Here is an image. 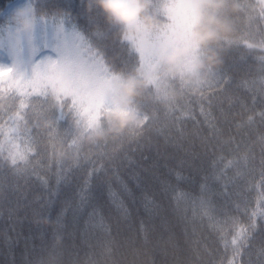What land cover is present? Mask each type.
Here are the masks:
<instances>
[{"label":"trees","instance_id":"trees-1","mask_svg":"<svg viewBox=\"0 0 264 264\" xmlns=\"http://www.w3.org/2000/svg\"><path fill=\"white\" fill-rule=\"evenodd\" d=\"M59 3L60 0H50L52 7L58 6ZM80 4L82 7L79 17L62 7L42 8L40 0L32 2L28 17H3L0 14V43L14 42L17 46L28 49L27 43L29 47L40 50L46 46H57L64 39L75 40L79 57L98 75L102 62L95 54L100 51L101 55H106L110 65L117 66L105 78L117 97L115 85L118 82L123 83L129 77L139 80L148 77L151 82L142 86L133 100L134 110L139 113L140 106L144 103L163 109L170 104L184 101L189 107V112L183 117L188 121L185 125L188 134L195 131L193 124H196L201 136L211 135L207 124L204 123L202 108L211 113L210 119L220 121L223 120L221 108L225 115L243 114L245 109L242 105L259 111L261 105L258 96L257 103H252L254 91L260 87V61L257 58L260 55L259 50L255 55L249 56L247 63L241 65L240 71L232 74V83L227 86L226 91H221L225 85H221L220 89L210 88L215 83L217 71L225 66V60L229 59L228 55L236 45L249 41L258 44L260 38L264 37V0H227L219 15L231 23L232 31L226 38L197 50L201 59H206L209 51H215L220 63L206 65L192 76L172 72L164 77L159 87L155 79L145 72V68L151 47L159 42H167L172 37L174 18L170 0H149L148 14L155 18L157 26L144 31L138 25L133 36H126L122 26L109 22L97 7L95 0H80ZM68 17L71 18V26L66 23ZM78 19L80 24L77 28ZM25 22L29 27H24ZM85 31L94 37V45L88 44ZM95 44H98L99 48ZM231 59L238 60V55L233 53ZM61 79L63 78L60 77L57 87L65 94H71L72 91ZM202 91H205V96L218 93L212 107H208L207 100L201 102L196 98ZM189 95L192 96L188 97ZM102 108L96 122L86 129L83 135L85 146L110 143L133 128L121 135L108 134L99 141L92 139L94 129L107 131L111 124L104 119V115L113 109ZM160 115L161 122L157 127L167 123L163 120V114ZM50 125L51 121L42 120L37 130L42 132ZM253 127L255 131L252 135L244 129L241 130V136L236 137L240 142L241 152L245 150L244 141L251 144L255 134L260 131L258 124ZM236 131L233 128V132ZM193 142L199 150V138H195ZM155 143L154 140L151 152L145 153L150 157L147 161L141 159L139 153L132 155L131 165L125 162L120 167L119 180L112 173H108L105 177L108 183L104 189H94L95 199L92 203L95 204L96 200H99L103 205L97 215H92L91 206L84 210L77 208L76 192L82 182L83 172L77 174L76 182L70 187L61 185L59 190L55 177L51 174L46 176L43 171L39 175L48 179L47 186L41 185L35 176L30 184H22L8 201L0 203V264H27L35 254L34 247L39 250L41 244L50 246L53 243L54 232L60 234L55 243L57 250L63 248L61 264H245L249 258L257 262L259 250L264 247V234L261 233L264 220H261L259 215L252 217L251 222L255 223L256 228L248 235L249 244L245 245L248 251L241 249L242 255L235 256L234 259L231 241L240 228L248 227V216L251 215L252 209L257 208L261 199L262 178L259 176V169L246 180L245 201H251L248 215L244 214L243 206L239 212L233 210L231 215L238 220L235 229L229 225L221 231L220 224L214 227L207 218L201 220L197 217L193 220L190 201L176 199L182 193L191 192L197 182L202 180L204 171L197 172L195 169H206L207 159L203 162L196 159L192 162L194 167L185 166L181 170L178 160L184 153L177 152L174 143L168 144L161 137L157 154ZM256 151L258 154L259 149ZM85 153L93 158L97 155V150L86 147ZM178 171L188 179L177 181ZM122 183L131 189V195L124 193ZM109 185L116 193V199L123 200L128 209L127 216L120 213L109 199ZM164 185L169 187L167 196L161 195ZM145 196L150 200L154 199L161 205L160 208L157 210L153 205H149V210L146 211ZM41 206H46L42 219L34 211ZM176 208L180 209L179 213L173 211ZM233 208L235 209V205ZM186 209L185 219L183 217ZM58 217L62 222L59 225ZM216 219L222 223L224 217L218 216ZM50 254L51 249L43 257H36V264H41V260L43 264H48Z\"/></svg>","mask_w":264,"mask_h":264},{"label":"snow or ice","instance_id":"snow-or-ice-1","mask_svg":"<svg viewBox=\"0 0 264 264\" xmlns=\"http://www.w3.org/2000/svg\"><path fill=\"white\" fill-rule=\"evenodd\" d=\"M14 0H0V14L6 15L13 6ZM42 8L53 9L62 7L70 10L78 17L81 15L80 0H60L56 7L50 5V0H40ZM66 23L71 26V18H66ZM80 20H77L78 28ZM46 36V29L44 30ZM85 39L89 45H94V37L85 31ZM35 40V38H34ZM99 48L98 44H95ZM260 61V87L254 91L252 103H257V96L261 105L259 111L248 109L247 105L241 107L245 112L224 114L223 120L210 119V112L201 109L204 123L207 124L211 135L201 136L200 129L193 124L195 131L188 134L185 125L188 123L183 117L189 112L188 105L182 101L178 104H170L166 108H159L154 104H142L138 113L135 126L112 142H105L95 146H85L83 135L99 116V112L109 107L103 95L106 89V77L117 66L110 65L106 55L96 52V57L102 62L99 75L94 80H88L79 70H74L71 62H65L54 50V46H46L41 55H32L24 46H17L12 42L0 43V203L10 199L21 185H28L35 176L40 184L47 186L49 181L42 178L39 173L51 174L56 179L57 190L61 185L71 186L76 182L77 174L83 172L82 182L76 192L78 197L77 208L84 210L92 207V215H97L103 205L95 199L94 189H104L108 183L105 177L112 173L117 180L120 179L119 169L125 163L131 165V156L139 153L141 159L147 161L150 157L145 155L151 152L153 141L159 154L160 138L168 144H175L177 152H183L184 156L178 160V167L182 170L185 166L194 167L192 163L196 159H207L206 169H195L197 172L204 171V176L189 193H182L176 199H186L191 203L192 218L199 217L207 220L215 227L220 224V230L231 225L235 229L238 220L231 215L233 210L239 212L244 208V214L248 215V206L251 201H245L246 180L252 176L257 168L261 179V199L257 208L252 209L248 216V227L240 228L231 241L235 256L242 255L241 249L249 244L248 235L254 231L256 225L252 217L260 216L264 220V37L258 44L243 42L236 45L225 60V66L216 73L214 85L210 89L226 91L232 83L234 72L241 70V65L246 64L249 56L256 54ZM106 52V49H104ZM233 53L238 55V60H232ZM131 55V53H129ZM139 59V54H137ZM58 61L53 64V61ZM56 72L63 74L73 85L71 94H65L57 87ZM205 91L196 97L199 101L207 100L208 107L213 106V101L218 95L205 96ZM189 95L188 97H191ZM165 123L157 127L161 122V115ZM51 121V125L44 131H38L39 123ZM199 123V122H197ZM259 125L260 131L255 134V139L248 144L245 142V150L240 151V142L236 140L241 136V130L247 129L249 135L255 131L254 125ZM233 128L237 131L234 133ZM155 134V135H154ZM199 138V150L193 140ZM243 139V137H242ZM235 145V147H234ZM119 146V149H117ZM95 148L97 155L90 158L85 149ZM111 148V151L109 149ZM257 148L259 152L257 154ZM90 169V170H89ZM177 181L187 180L180 171L176 172ZM126 195H131V189L122 183ZM169 187L162 186L161 195L167 196ZM108 196L113 205L123 215H128V209L123 200L116 199L109 185ZM145 210L153 205L157 210L160 208L154 199L144 197ZM235 205V209L233 206ZM46 210L41 206L34 211L40 218ZM64 211V210H62ZM174 212L179 213L176 208ZM224 217L223 222L217 221V217ZM103 218V217H101ZM187 218V209L184 217ZM57 218V224H61ZM264 234V225L261 226ZM59 232L53 233V243L41 244L39 250L35 247V253L27 264H36V257L43 255L51 249L48 264H61L63 248L56 249L55 240ZM248 251V249H245ZM43 264V260H41ZM190 264V262H189ZM245 264H264V247L259 250V259L253 262L249 258Z\"/></svg>","mask_w":264,"mask_h":264},{"label":"clouds","instance_id":"clouds-1","mask_svg":"<svg viewBox=\"0 0 264 264\" xmlns=\"http://www.w3.org/2000/svg\"><path fill=\"white\" fill-rule=\"evenodd\" d=\"M95 3L109 22L125 29L126 36L135 35L138 25L144 31L157 26L155 18L148 14L149 0H95ZM226 3L227 0H180L179 7L184 13L180 17V32L176 36L180 43L162 57L163 63L174 66L182 58L191 56L188 68L192 72H198L206 65L219 64L215 51H209L206 59H201L197 50L226 38L232 31L231 23L219 15ZM24 27H29V24L25 22ZM150 82L148 77L143 80L129 77L123 83L118 82L115 85L118 93L116 107L104 115V119L111 122L110 127L107 131L94 129L91 138L99 141L108 134L121 135L134 127L138 113L132 107L133 100L138 90Z\"/></svg>","mask_w":264,"mask_h":264},{"label":"rangeland","instance_id":"rangeland-1","mask_svg":"<svg viewBox=\"0 0 264 264\" xmlns=\"http://www.w3.org/2000/svg\"><path fill=\"white\" fill-rule=\"evenodd\" d=\"M166 1V0H165ZM169 1V0H167ZM33 0H15L13 2V6L10 8V10L7 12L6 15L2 14L4 17L8 16H23L27 15L31 9ZM180 0H170V9L173 12V28L171 30V39L167 42H159L156 43L155 46H152L149 52V61L146 64L145 72L148 74V76L153 77L157 83V87H159L164 77L167 74H170L172 72H176L178 74H184V75H191L194 74V72L190 71L188 68V65L191 63L192 57H184L181 59L180 62H178L174 66H169L163 63L162 57L165 56L174 46L180 43L176 39L177 34L180 32V17L184 15L182 12V9L179 7ZM23 13V14H22ZM14 43V42H13ZM16 45V43H14ZM68 45V46H66ZM26 46L28 44L26 43ZM32 55H41L42 52L35 53V50L33 48H29ZM61 59L65 62H71V66L74 70H79L88 80H94L98 74L94 72L91 67L87 66L86 62L78 57L77 52L75 50V46L73 41L68 42L67 44L60 43L56 47L55 50ZM151 57V58H150ZM58 61H53V64H57ZM55 76L57 78V81L61 76H63L62 73L56 72ZM63 79H65L66 83L73 88L72 82L65 78L63 76ZM104 97L106 98L110 109H115L118 98L114 94L113 90H111L110 86L106 83V89L103 92ZM103 107V104H101V108Z\"/></svg>","mask_w":264,"mask_h":264}]
</instances>
